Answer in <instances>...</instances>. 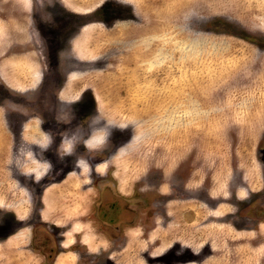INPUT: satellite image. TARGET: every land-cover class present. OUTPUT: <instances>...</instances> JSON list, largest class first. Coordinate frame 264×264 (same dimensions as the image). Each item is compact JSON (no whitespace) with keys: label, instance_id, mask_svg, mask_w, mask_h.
<instances>
[{"label":"rangeland","instance_id":"rangeland-1","mask_svg":"<svg viewBox=\"0 0 264 264\" xmlns=\"http://www.w3.org/2000/svg\"><path fill=\"white\" fill-rule=\"evenodd\" d=\"M37 1L31 18L0 0V264H84L80 247L99 264H264V0ZM75 115L90 165L60 181L44 129ZM110 133L111 184L165 209L116 252L95 212L108 167L90 168Z\"/></svg>","mask_w":264,"mask_h":264},{"label":"flooded vegetation","instance_id":"flooded-vegetation-1","mask_svg":"<svg viewBox=\"0 0 264 264\" xmlns=\"http://www.w3.org/2000/svg\"><path fill=\"white\" fill-rule=\"evenodd\" d=\"M29 1H30L29 15L32 18V16L35 15L34 13H36L37 11L36 7L39 4V2L37 0H29ZM22 12L24 13L23 10ZM52 63L56 64L55 60H52ZM54 67L56 68L57 65H55ZM64 74L67 75L66 73ZM75 117H76L75 120L69 121V124L72 125L60 126L59 128V126H53L52 124H50L49 126H47V128L44 129L45 132L48 133L52 138L47 148L45 149V156H47L48 158L49 170L51 171L50 174H52L53 171L58 169L64 175V178H62V180L60 181H64L66 176L73 173L76 169L80 168L79 164L81 158H85L84 160L87 161L88 164L89 161L91 160V157L89 156V152H88L89 148L86 145H84V143L86 139L90 138L92 134L91 131L93 129H90L88 127L86 128L80 125L82 123V120H79V117L76 115ZM74 122L77 125H75ZM40 124L42 125L45 123L43 121H40ZM65 133L76 134L79 136L80 141H82V143L80 142L76 143V146L74 147V149H72V152H67L64 149L65 142L63 135ZM20 134H22V132H20ZM121 141H122L121 137H116L111 133L110 135H107L105 142L98 147L97 151L94 152L95 160H97L95 163H93L94 168L90 166L91 170L93 171L96 170V167L102 165H106L108 167L107 172H105L103 175H100L99 173V177H101L105 183L101 184V191L95 189L97 191V198L99 199V203H98L99 210L95 209L96 210L95 212L99 214L98 219L101 220L102 223L108 225L107 226L109 227L108 230H110L111 233L112 232L115 233L114 238H107L110 245V249L108 250L109 252H116L118 250L117 248H119L120 245L122 246L126 244L125 243L126 234H127L126 232L127 230L135 229L137 227L135 223L139 219V217L141 218L142 221L141 225L143 227L145 226L146 228H149L152 227V225L148 222H155L160 216H163V213L165 212L163 206L164 205L163 197L161 196L158 190L151 188L152 186L149 189L152 191L155 190L156 194L151 193L147 195L145 193L142 196L140 194L139 196H137V194L132 192L133 191L136 192V190H138V192L140 191L143 192L139 187H137V185H134V189H132L131 192L125 193L119 190V184L118 185L111 184L112 179L114 181L117 180L113 178L115 168L112 166L110 167V160L111 158H114V156H116L117 150L119 151V146H121ZM80 144H82L83 146L80 147L79 146ZM57 158L63 159L65 161L64 164H59V165L56 164V166H54V163L51 160ZM158 186L161 187V185ZM116 192L127 197L131 196V199H128L126 201L120 199L121 197L118 196ZM126 205H128L131 209L127 208ZM140 207L143 208L144 210L146 209V207H149L150 215H148L146 212L140 214L138 211ZM121 220L122 223H120ZM121 225H123L122 228ZM106 252L99 251V253H97L98 254L97 256H90L89 252H87V249L85 251V248L83 249V247H80V249H78L77 251L78 255L82 253L81 256L83 258V261L85 262L84 264H99L100 261L104 258V256H106Z\"/></svg>","mask_w":264,"mask_h":264}]
</instances>
